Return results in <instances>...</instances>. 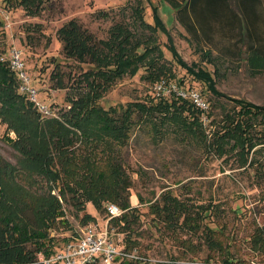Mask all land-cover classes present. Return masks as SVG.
Segmentation results:
<instances>
[{
  "label": "trees",
  "instance_id": "1",
  "mask_svg": "<svg viewBox=\"0 0 264 264\" xmlns=\"http://www.w3.org/2000/svg\"><path fill=\"white\" fill-rule=\"evenodd\" d=\"M47 1L19 0V5L38 16L46 9ZM144 1L134 0L131 7L133 21L116 22L106 39L98 40L75 18L58 31L63 52L69 61H73L71 64L91 65L85 72L75 75L73 69L67 71L60 67L61 62L55 63L57 68L51 74L55 88L67 89V106L59 114L49 105L53 115L43 114L20 90L21 82L16 72L0 59V124L7 125L8 132L14 133V138L8 136L7 139L19 153L16 163L0 155V264H30L38 259L40 252L46 256L55 253L52 233L61 225L69 226L65 202L79 211H85L89 201L100 212L107 211L108 203L119 206L123 213L109 222L111 228L125 233L124 249L133 252L139 243L133 236L138 207L130 202L134 184L129 168L124 164L122 149L137 126L149 131L155 145L174 137L184 147L203 146L225 160L235 157L240 168L254 172L259 186L264 184V104L234 99L219 91L211 73L200 65L183 62L172 43L169 49L177 62L197 82L204 83L216 98L234 101L233 109L224 110L221 120H214L218 128L212 132L211 139L202 119L203 111L188 99L161 95L157 101L154 98L130 101L110 109L100 103L118 80L136 75L142 67L147 69L145 77L155 85L163 77L173 75L160 62L163 50L157 44L158 30L168 32L156 11L155 23L146 21ZM165 1L178 9L180 19L191 33H198L201 28L197 25L203 26L208 18L222 16V12L231 7L230 0H186L184 4L182 0ZM258 1L235 0L249 26L255 22ZM185 11L194 22L186 19ZM234 18L232 14L231 25ZM4 26L0 15V39L4 35ZM139 49L143 51L140 53ZM262 50L252 46L249 50L247 60L255 75L264 70ZM256 57L262 61L261 67H255L253 60ZM137 195L140 202L144 201ZM150 210L170 234L177 236L179 244L186 250L205 247L208 257L215 252L226 255L221 264L236 263L230 258L231 250L223 235L210 226V222L217 223L224 215L219 202L211 198L200 204L192 197H179L166 191L150 205ZM210 216L214 220H208ZM83 219L86 224L93 217L85 213ZM184 234L188 238H184ZM64 240L70 239L64 237ZM252 241L253 246L264 250V224L257 228ZM29 245L34 248L30 249ZM121 264L150 263L123 259ZM162 264L184 263L166 261Z\"/></svg>",
  "mask_w": 264,
  "mask_h": 264
},
{
  "label": "rangeland",
  "instance_id": "2",
  "mask_svg": "<svg viewBox=\"0 0 264 264\" xmlns=\"http://www.w3.org/2000/svg\"><path fill=\"white\" fill-rule=\"evenodd\" d=\"M181 2L184 4L186 0ZM133 3L134 0H48L46 9L40 15L34 16L19 5V0H0V15L5 25L4 35L0 39V52L9 56L15 47L22 53L39 100L59 114L62 108L67 106V89L55 88V82L51 79V74L57 68L55 63L61 62L60 67L67 71L73 69L75 75L85 72L91 65L71 64L73 61H69L63 52V43L58 38V31L70 19L75 18L98 40L106 39L113 24L119 21H133ZM257 4L253 25L246 24L235 0H230L231 7L223 11L222 16L208 18L203 26L197 25L198 29L201 28L198 33H191L180 19L178 9L167 1L145 0L143 3L146 21L154 24L156 11L168 32H157V44L163 50L160 62L173 74L163 78L184 89L201 91L211 105L212 112L202 117L209 139L212 132L218 128L214 120H221L224 110L233 109L234 101L213 96L204 83L197 82L187 69L177 62L169 45H174L183 62L200 65L208 70L216 79L217 89L227 96L245 99L256 105L264 104V70L255 75L247 60L251 46L263 48L264 52V0H259ZM232 14L235 15L233 25L229 23ZM184 15L187 20L194 22L192 17H187V11ZM142 51L139 49L140 53ZM253 61L255 67L262 66V61L257 57ZM146 74L147 69L142 67L136 75H128L118 80L101 98L100 103L104 108L110 109L126 105L130 101L143 102L150 98L157 101L161 95L156 92L155 83L145 77ZM73 91L72 89L69 93L72 94ZM162 96L173 97L168 93ZM8 136L15 137L13 132H8L7 125L1 123L0 155L16 163L19 153L8 141ZM122 150L124 164L129 168L134 184L130 202L134 207H138L133 232L139 242L134 246L136 253L167 263H223L222 258L226 255L221 252L212 253L208 257L205 247L186 250L179 244L177 236L170 234L162 222L159 223L155 219L150 205L155 203L162 193L171 191L179 197H192L200 204L209 202L211 198L216 203L219 202L224 208V215L217 223L210 222V226L223 235L226 246L231 250L230 258L236 261L235 264H264V250L253 246L252 241L257 228L264 224V184L259 186L255 182L253 171L240 168L235 157L225 160L219 158L218 153L206 151L203 146L184 147L174 137L155 145L149 131L141 126L132 131L128 144ZM137 194L141 195L144 201L140 202ZM85 208V211H79L69 203H64L69 226L61 225L52 233L55 237L52 243L54 251L60 250L65 244L64 237L72 239L90 223H83L85 213H90L92 221L96 219L101 227H104L107 211L104 209L100 212L91 201ZM213 218L210 216L208 220H214ZM111 227L112 224L110 236L118 247H124L125 233ZM182 236L188 238L185 234ZM197 238L199 236L195 237ZM29 247L33 249L34 245ZM40 254L46 255L40 252L38 256ZM115 264H121V259Z\"/></svg>",
  "mask_w": 264,
  "mask_h": 264
},
{
  "label": "built area",
  "instance_id": "3",
  "mask_svg": "<svg viewBox=\"0 0 264 264\" xmlns=\"http://www.w3.org/2000/svg\"><path fill=\"white\" fill-rule=\"evenodd\" d=\"M1 61L6 62L8 67L16 72L20 83V90L29 96L43 114L52 116L46 104L39 100L36 88L32 85L30 75L27 72L22 53L14 47L10 55H2ZM156 92L160 95H175L178 98L190 100L194 106L203 111V116L211 110V105L201 91L192 88H182L177 84L169 83L165 79L157 82ZM107 218L104 227L97 221H90L89 224L62 246L60 250L51 255L38 256L36 264H115L118 259L141 260L150 264H162L166 261L149 259L136 253L126 251L124 247H118L112 239L109 220L118 217L123 210L114 203L106 204ZM30 263V264H34Z\"/></svg>",
  "mask_w": 264,
  "mask_h": 264
},
{
  "label": "crops",
  "instance_id": "4",
  "mask_svg": "<svg viewBox=\"0 0 264 264\" xmlns=\"http://www.w3.org/2000/svg\"><path fill=\"white\" fill-rule=\"evenodd\" d=\"M134 202V201H133Z\"/></svg>",
  "mask_w": 264,
  "mask_h": 264
}]
</instances>
